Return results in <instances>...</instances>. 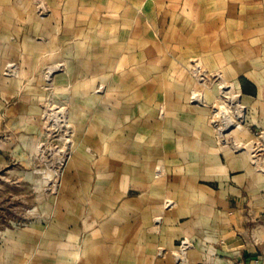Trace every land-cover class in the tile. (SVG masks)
<instances>
[{
    "label": "crops",
    "instance_id": "1",
    "mask_svg": "<svg viewBox=\"0 0 264 264\" xmlns=\"http://www.w3.org/2000/svg\"><path fill=\"white\" fill-rule=\"evenodd\" d=\"M46 3L47 18L27 20L42 25L32 30L33 58L86 60L54 81L71 82L85 124L77 153L103 155L98 184L112 189L76 195L55 233L30 227L0 238V264H264V0ZM82 23L120 27L139 57L170 61L139 67L154 83L140 77L133 89L154 93L100 100L99 32L82 36ZM191 60L222 81L196 83L182 66ZM89 163L83 156L81 169Z\"/></svg>",
    "mask_w": 264,
    "mask_h": 264
},
{
    "label": "rangeland",
    "instance_id": "2",
    "mask_svg": "<svg viewBox=\"0 0 264 264\" xmlns=\"http://www.w3.org/2000/svg\"><path fill=\"white\" fill-rule=\"evenodd\" d=\"M47 1L0 0V238L9 240H17L30 227L57 229L61 212L75 205L76 195H97L112 189L98 184L107 173L101 163L103 155L90 153L89 149L85 151L87 155L77 153L76 148L83 141L79 132L84 131L85 124L77 120L71 82L54 81L71 68L70 63L84 67L86 60L54 59L42 51L38 52L39 58H33V49L38 44L32 43V30L40 31L42 25H29L27 20L31 14L37 19L47 18L50 15ZM96 29L100 40L99 59L93 61L98 62L99 73L93 93L104 101H122L139 98L140 93L143 97L145 93H154L133 89L140 77L143 86L154 83V74L139 75V67L152 69L157 61L159 65L170 66V61L165 63L163 59L162 63L159 59L139 57L135 49L138 44L123 42L133 36L123 34L120 27L109 28L111 33L101 23L97 27L82 23L79 27L82 36ZM38 36L41 38L42 34ZM152 36L150 32L146 34L147 39ZM103 39L116 41L106 44L101 42ZM69 40L72 39L66 41ZM106 47L112 50L108 53L104 50ZM146 48L154 50L150 44ZM54 64L55 69H49ZM199 65L195 60L182 64L193 71L196 83L222 81L219 75L197 73ZM81 82L89 86L90 76ZM82 111L87 112L84 108ZM119 111L116 113L121 116ZM83 156L94 162L86 169H81ZM259 158L264 161V154ZM52 233L55 232L52 230ZM52 237L55 236L52 234ZM56 237L58 242L59 236Z\"/></svg>",
    "mask_w": 264,
    "mask_h": 264
}]
</instances>
